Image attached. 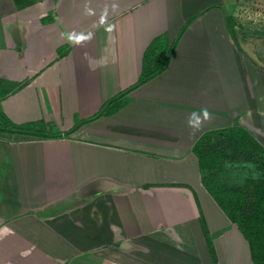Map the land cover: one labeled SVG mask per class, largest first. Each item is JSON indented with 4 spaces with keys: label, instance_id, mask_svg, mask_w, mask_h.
<instances>
[{
    "label": "crops",
    "instance_id": "obj_1",
    "mask_svg": "<svg viewBox=\"0 0 264 264\" xmlns=\"http://www.w3.org/2000/svg\"><path fill=\"white\" fill-rule=\"evenodd\" d=\"M0 112L52 135L0 131V264H255L196 146L240 127L264 147V0H0Z\"/></svg>",
    "mask_w": 264,
    "mask_h": 264
},
{
    "label": "trees",
    "instance_id": "obj_2",
    "mask_svg": "<svg viewBox=\"0 0 264 264\" xmlns=\"http://www.w3.org/2000/svg\"><path fill=\"white\" fill-rule=\"evenodd\" d=\"M173 49L174 46L165 50L163 37L154 40L146 53L144 69L138 85L150 80L166 68ZM127 92L110 100L108 104H113ZM118 107L119 105H116L114 110H117ZM0 131L18 133L26 137L52 136L47 132L46 126L42 122L17 124L2 112H0ZM212 133L215 134V138L220 140L214 142L213 137L211 143L213 147L206 139L211 133L205 135L196 146L198 153L203 154L205 158L203 162L204 181L213 193L223 200L226 196L232 197V206L236 210L231 213L232 217L237 221L250 243L255 264H264V147L240 127ZM223 159L239 164L251 162L261 173V176L249 177L245 189L227 188L220 184L216 178V171ZM247 200H249V205L254 208V212H244Z\"/></svg>",
    "mask_w": 264,
    "mask_h": 264
},
{
    "label": "rangeland",
    "instance_id": "obj_3",
    "mask_svg": "<svg viewBox=\"0 0 264 264\" xmlns=\"http://www.w3.org/2000/svg\"><path fill=\"white\" fill-rule=\"evenodd\" d=\"M260 19V17H259ZM259 23H263V21H258ZM256 24V21L254 22ZM258 25V24H256ZM242 29H240L241 34L244 36V41L246 42V44H248V48L251 51L257 50L258 48V36H260V34L262 33H258L259 30V26L250 28L249 30H245L244 32L241 31ZM236 41V45L238 47H241V45L244 46V41L243 43L241 42V40H235ZM251 48V49H250ZM251 55H254L253 53ZM254 60L257 59V57H253ZM237 75H241V74H237ZM233 81L235 83H240V79L238 78H233ZM241 84H246L244 81L241 82ZM248 87V86H247ZM225 180L227 181H231V182H227V184L229 183V185H239V184H243L246 178L249 177H259L261 176V173L256 169L255 165L251 162H247L246 164L242 165V164H238V163H229V165H227L225 167ZM231 183V184H230ZM228 185V186H229Z\"/></svg>",
    "mask_w": 264,
    "mask_h": 264
},
{
    "label": "clouds",
    "instance_id": "obj_4",
    "mask_svg": "<svg viewBox=\"0 0 264 264\" xmlns=\"http://www.w3.org/2000/svg\"><path fill=\"white\" fill-rule=\"evenodd\" d=\"M203 117L204 119H210V114L208 113L207 110H204ZM193 121H195L194 125H193ZM200 123H201L200 117L194 113L193 118L189 120V124L198 127Z\"/></svg>",
    "mask_w": 264,
    "mask_h": 264
}]
</instances>
